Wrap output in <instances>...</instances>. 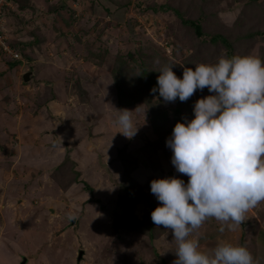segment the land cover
Returning <instances> with one entry per match:
<instances>
[{
  "label": "rangeland",
  "instance_id": "374dc122",
  "mask_svg": "<svg viewBox=\"0 0 264 264\" xmlns=\"http://www.w3.org/2000/svg\"><path fill=\"white\" fill-rule=\"evenodd\" d=\"M5 16L0 264L22 256L26 264H172L176 245L164 226H151L148 241L147 192L153 179H189L176 172L166 140L210 93L164 102L151 92L157 71L174 65L182 78L185 67L221 55L264 60V0H18ZM123 108H137L132 138L116 123ZM97 143H114L115 155L102 157ZM258 218L264 201L231 228L210 217L192 237L205 252L219 239L244 245L251 233L254 244ZM255 252L262 263L264 250Z\"/></svg>",
  "mask_w": 264,
  "mask_h": 264
},
{
  "label": "clouds",
  "instance_id": "9594fccd",
  "mask_svg": "<svg viewBox=\"0 0 264 264\" xmlns=\"http://www.w3.org/2000/svg\"><path fill=\"white\" fill-rule=\"evenodd\" d=\"M173 67H160L151 89L164 102L187 101L205 88L210 94L195 101L194 118L183 117L166 140L176 172L189 179L167 176L150 182L160 202L151 220L172 230L177 244L172 264H256L244 245L225 239L201 251L192 233L210 217L231 222V228L249 208L264 201V60L221 55L215 63L196 64L194 70L185 67L182 78ZM134 111L118 110L116 123L128 138L138 132ZM21 258L26 264L25 256Z\"/></svg>",
  "mask_w": 264,
  "mask_h": 264
},
{
  "label": "crops",
  "instance_id": "0c3cea01",
  "mask_svg": "<svg viewBox=\"0 0 264 264\" xmlns=\"http://www.w3.org/2000/svg\"><path fill=\"white\" fill-rule=\"evenodd\" d=\"M113 144L114 143H105L104 146H101L102 143H101V145H99V143H97V145L100 146V147H98V149H100V151H99L100 155L102 157H103V154H104V156H108V157H111L112 155H115L114 153L112 155L110 154L111 153L110 149L113 147ZM140 184H142V183H140ZM113 189H115V191L118 192L117 193V195H118L119 194V188L113 187ZM115 191L111 189V192L115 193ZM147 196L151 197L149 200H150V203H152V205H153V194L151 193V191L147 192ZM114 197H116V195H114ZM147 206L149 207L148 204H147ZM152 211H153V208L151 210V208L149 207V211H148L149 212V216H148V219H147L148 225L150 223H153L152 220H151V214H150ZM259 219L260 218L256 219L257 224H259L258 222H260V221H258ZM149 220H151V222H149ZM261 224H262V226H261ZM261 224H259V225L261 226L262 229L261 228H258L259 229V232H258V236H257L258 237L257 238V242L253 244V241H251L253 239V235H252L253 233H251L250 236H249V238H252V239H249V241L246 244H244L245 247L251 252V254L255 250L256 251L255 253L257 255H259V253L262 252V249L264 250V219L261 220ZM152 226H153V224H152ZM166 231H168V234L167 235H170L171 238L173 239L172 230L171 229H166ZM146 234H148L147 235L148 236V241H150L151 243H153V229L151 228V231H149V232L147 231ZM230 238H233V236H231ZM174 244L176 245V247H175V252H176V250H177V244H176L175 240H174ZM252 250H253V252H252ZM170 256H172V255H170ZM170 256L167 255V256H163L162 258H165L166 260H169V259H172ZM173 259H175V258L173 257ZM257 261H258V264H264V260L261 261L262 263H259L260 260H257Z\"/></svg>",
  "mask_w": 264,
  "mask_h": 264
},
{
  "label": "built area",
  "instance_id": "2783aa9c",
  "mask_svg": "<svg viewBox=\"0 0 264 264\" xmlns=\"http://www.w3.org/2000/svg\"><path fill=\"white\" fill-rule=\"evenodd\" d=\"M13 0H0V49H8L10 45L8 44V37L4 32L5 27V8L10 6ZM8 52L11 53V50L8 49Z\"/></svg>",
  "mask_w": 264,
  "mask_h": 264
},
{
  "label": "trees",
  "instance_id": "16d2710c",
  "mask_svg": "<svg viewBox=\"0 0 264 264\" xmlns=\"http://www.w3.org/2000/svg\"><path fill=\"white\" fill-rule=\"evenodd\" d=\"M15 1H18V0H14L13 3H14ZM196 32H197V35H199V36H202V35H203L202 32H201V30H200V27H199L198 25L196 26ZM0 53H1V52H0ZM88 189H89V191H90V190L92 191V188L88 187ZM124 195H128V193H127V194L124 193ZM139 201H140V200H139ZM147 204L149 205L150 208H154V209H155V205H154V204L152 205V203H150V200H149V201L147 200ZM126 208H127V206H124L122 209L120 208V211L123 212V213H125V214H124L125 217H128V216H129L128 213H127L128 209L126 210ZM154 209H153V210H154ZM125 211H126V212H125ZM150 214H151V213H150ZM124 216H123V214H122V215H119L118 218H121V219H122V218H124ZM152 224H153V227H155V224H154V223H150V224L148 225V228H147V229H148V230H147L148 232L151 231V226H152Z\"/></svg>",
  "mask_w": 264,
  "mask_h": 264
},
{
  "label": "water",
  "instance_id": "95a60500",
  "mask_svg": "<svg viewBox=\"0 0 264 264\" xmlns=\"http://www.w3.org/2000/svg\"><path fill=\"white\" fill-rule=\"evenodd\" d=\"M30 72L29 73H26L24 76H23V79H24V81H28L29 79H31L30 78ZM25 263V260L21 263V264H24Z\"/></svg>",
  "mask_w": 264,
  "mask_h": 264
}]
</instances>
